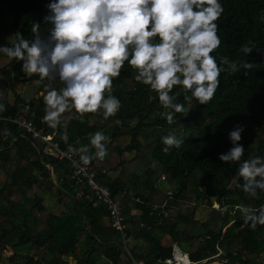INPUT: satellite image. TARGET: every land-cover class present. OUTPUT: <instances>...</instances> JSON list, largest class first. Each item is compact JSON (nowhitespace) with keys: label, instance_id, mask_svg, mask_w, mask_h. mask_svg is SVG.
Segmentation results:
<instances>
[{"label":"trees","instance_id":"obj_1","mask_svg":"<svg viewBox=\"0 0 264 264\" xmlns=\"http://www.w3.org/2000/svg\"><path fill=\"white\" fill-rule=\"evenodd\" d=\"M47 2L0 0V45L10 43L9 36L17 31L30 39L32 22L40 23L43 32ZM220 3L223 12L215 22L221 43L211 54L218 63L220 56H227L254 65L246 77L241 72L220 73L216 92L205 105H187L179 93L178 102L191 109L174 113L172 124L161 116L165 110L155 93L133 79L125 62L120 75L113 78L112 94L121 101L115 116L104 119L99 112L79 115L69 111L70 118L62 114V127L50 129L41 121V93L44 83L61 85L37 83L35 75L22 76L20 61L0 56V102L5 105L1 117H14L28 91L34 92L28 116L61 149L87 144L97 130L105 133L107 152L118 160L114 164L105 158L94 159L89 165L103 187L119 197L129 225L126 252L120 234L104 221V210L73 198L68 163L43 156L40 140L31 139L9 121H0V170L5 173L0 185V264H69V259L74 264H100V259L110 264H132L131 259L167 264L173 247L192 264H264V225L249 229L235 208L264 203V193L259 199L248 197L237 187L243 183L236 176L237 165L217 158L231 147L227 132L237 124L244 127L239 141L245 148L242 159L264 155V0ZM249 41L255 48L246 56L240 46ZM8 92L13 100L8 99ZM62 132L68 134L67 143L60 138ZM169 134L183 143L165 153L160 138ZM93 152L90 148L89 154ZM109 173L115 175L108 177ZM48 197L61 207L58 213L44 204ZM184 204L190 207L183 208ZM154 205L167 216L150 214ZM226 205L228 211L221 214L219 208ZM200 207L207 212L199 221ZM133 209L137 213H131ZM6 250L10 254L4 255Z\"/></svg>","mask_w":264,"mask_h":264},{"label":"clouds","instance_id":"obj_2","mask_svg":"<svg viewBox=\"0 0 264 264\" xmlns=\"http://www.w3.org/2000/svg\"><path fill=\"white\" fill-rule=\"evenodd\" d=\"M45 8L44 31L40 23L32 22L31 38L15 32L9 36L10 43L0 45V56L20 61L21 72L27 77L35 75L37 83L56 81L61 85L56 88L44 83L41 93V121L53 130L63 126L62 114L69 111L79 115L99 112L104 119L115 116L121 101L112 94L113 78L120 75L125 62L133 79L155 93L168 124L176 119L174 113L191 109L178 102L179 93L184 94L187 105H205L216 92L220 73L241 72L246 77L254 65L227 56H220L218 63L211 54L221 43L215 22L223 12L220 0H48ZM254 48L249 41L240 51L248 56ZM174 86H178L175 92ZM4 111L0 102V113ZM243 131V125L237 124L227 132L231 147L217 158L229 166L237 165L236 176L243 180L237 187L259 199L264 193V155L242 159L245 148L239 141ZM60 138L67 143V132ZM160 139L165 153L183 143L173 134ZM107 140L97 130L89 135L87 144L79 148L68 145L78 156L81 171L107 155ZM235 208L249 229L264 225V203ZM226 211L227 205L219 208L221 214Z\"/></svg>","mask_w":264,"mask_h":264},{"label":"built area","instance_id":"obj_3","mask_svg":"<svg viewBox=\"0 0 264 264\" xmlns=\"http://www.w3.org/2000/svg\"><path fill=\"white\" fill-rule=\"evenodd\" d=\"M19 95L23 94V91L18 92ZM29 98L25 100V103L20 106V109L14 117H1L0 121H9L19 129L30 135L31 139H37L42 142L41 154L48 158L56 159L59 161H66L69 166V189L74 199L84 200L94 209L104 210V221L120 236L123 240V248L128 252L126 245V231L129 228L127 218L124 216L121 203L118 196L111 194L106 190L102 183L96 179L97 171L90 167L88 164L81 171V164L78 160V156L68 149H61L58 142L53 141L51 136L44 133L41 129L37 128L32 119L28 116ZM75 161V163H74ZM51 171V167L46 165ZM104 173V172H103ZM163 180L164 178L161 177ZM136 203H139L138 198L135 199ZM150 214L158 213L167 216L165 210L159 209L156 205L151 206ZM131 213H135L131 210ZM181 253L187 258L186 264H192L186 254L179 251L176 247L173 248L172 259L166 260L167 264H180L176 260V256ZM216 254L215 257L219 256ZM132 264H143L142 262H134L131 259Z\"/></svg>","mask_w":264,"mask_h":264},{"label":"rangeland","instance_id":"obj_4","mask_svg":"<svg viewBox=\"0 0 264 264\" xmlns=\"http://www.w3.org/2000/svg\"><path fill=\"white\" fill-rule=\"evenodd\" d=\"M21 75L22 76H25L22 72H21ZM14 76H15V74H14ZM0 77H2V75L0 74ZM2 78H0V80H1ZM34 95V92H26V93H24L22 96H24V98H26V99H28V98H30V97H32ZM7 96H8V99L9 100H13V95L10 93V92H8L7 93ZM66 116H67V118H70V117H72V115H69L68 114V112H66ZM124 157L125 158H128V155H124ZM105 159H107L108 161H110L111 163H114L115 164V162L118 160L117 158H116V156H114L113 154H110V153H108L107 152V155L104 157ZM108 177L110 176V177H113L115 174H113V173H109V174H106ZM4 180H5V173H4V171L3 170H0V185L1 184H3V182H4ZM160 180H162V179H160ZM44 204L46 205V207L47 208H49L52 212H54V213H58L59 211H60V209H61V207L56 203V201H55V198H53V197H48V198H46L45 199V201H44ZM187 207H190V205L188 206L187 204H184L183 205V208H187ZM134 211H135V213H137V211L135 210V209H133ZM206 209L205 208H203V207H200L199 209H198V211H197V213H196V218L200 221V220H204V218H205V216H206ZM174 248V247H173ZM8 254H10V251L9 250H6V251H4V255H8ZM101 260V261H100ZM99 261H100V264H110L109 262H107V261H104L103 259H100ZM69 264H74V262L72 261V260H70L69 259ZM211 264H221L220 262H213V263H211Z\"/></svg>","mask_w":264,"mask_h":264},{"label":"bare ground","instance_id":"obj_5","mask_svg":"<svg viewBox=\"0 0 264 264\" xmlns=\"http://www.w3.org/2000/svg\"><path fill=\"white\" fill-rule=\"evenodd\" d=\"M176 254H178V253H176ZM176 260H177V262H179L180 264H186L187 263V258L184 256V255H182L181 253H179L177 256H176Z\"/></svg>","mask_w":264,"mask_h":264}]
</instances>
